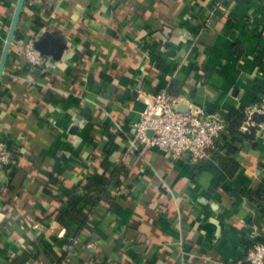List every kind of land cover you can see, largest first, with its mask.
Masks as SVG:
<instances>
[{
    "label": "crops",
    "instance_id": "obj_1",
    "mask_svg": "<svg viewBox=\"0 0 264 264\" xmlns=\"http://www.w3.org/2000/svg\"><path fill=\"white\" fill-rule=\"evenodd\" d=\"M216 1L31 0L37 9H23L25 38L14 39L0 84V143L19 151L13 175L0 167V264H250L245 240L264 237V215L245 190L264 186V133L236 143L232 175L219 162L225 149L196 167L156 148L128 150L164 85L176 108L224 119L264 97V0H220L212 13ZM17 2L0 0V58ZM31 37L45 57L39 69L21 52ZM108 131L107 175L124 172L113 202L85 206L72 247L55 213L66 189L103 173Z\"/></svg>",
    "mask_w": 264,
    "mask_h": 264
},
{
    "label": "built area",
    "instance_id": "obj_2",
    "mask_svg": "<svg viewBox=\"0 0 264 264\" xmlns=\"http://www.w3.org/2000/svg\"><path fill=\"white\" fill-rule=\"evenodd\" d=\"M221 7L222 2L216 1L211 12L215 13ZM21 52L31 67L39 69L46 63L33 37L23 41ZM254 114L264 116V97L247 110V118L242 126L245 131L249 127H256L257 132L264 133V119L255 121ZM226 127V119L202 109L176 108L168 85H164L150 96L139 120L134 123L128 139V150L138 149L140 146L156 148L173 160L188 157L196 167L209 156L210 149L216 148V142L224 135ZM14 162L12 148L6 142H1L0 167ZM250 235L256 237V231H251ZM76 243L77 239H74V244ZM247 260L250 264H264V241L255 243L247 253Z\"/></svg>",
    "mask_w": 264,
    "mask_h": 264
},
{
    "label": "trees",
    "instance_id": "obj_3",
    "mask_svg": "<svg viewBox=\"0 0 264 264\" xmlns=\"http://www.w3.org/2000/svg\"><path fill=\"white\" fill-rule=\"evenodd\" d=\"M31 0H26L24 8L30 7L31 9H37V4L31 3ZM34 23L35 25L40 24L41 18L35 14ZM25 38V32L23 30V25L21 20L19 21L18 28L16 31L15 39L20 40ZM9 59V58H8ZM9 61V60H8ZM7 61V63H9ZM2 83V82H1ZM247 118V109L245 106L235 107L226 114V132L224 135L216 142L215 149H225L226 155L219 158L221 166L226 169V171L232 175L238 168V162L233 157V154L237 151V142H242L246 139L254 140L256 127H249L248 130H243L242 126ZM108 126V125H107ZM108 142L104 148L105 158L101 162V166L104 171L100 176L95 174H89L86 178L85 183L82 186H76L72 189H66L64 192L66 194V202L56 211L55 218L67 229V235L65 242L74 246V239L77 238L78 234L84 228L89 220V212L85 210L86 205L95 206L100 200H108L113 202L111 196V186L118 183V174L124 172L122 167L111 169V173L107 175V171L111 167L109 160V155L113 145L112 133L108 131ZM6 142L13 150L15 160L18 157L19 151L17 147L13 145L10 141ZM16 162L5 165L4 168L8 173L13 175L17 169ZM54 181L58 182L57 179ZM246 195L256 201L261 205V211L264 215V186L260 184L256 188H249L245 190ZM256 222L260 221L257 217ZM70 222H74L77 227L74 228L70 225ZM257 241H264V237H257L255 239H246L245 244L247 250L254 247ZM75 247V246H74ZM34 256V255H33ZM27 258V257H26ZM23 258L20 262H23ZM60 261L57 263L59 264Z\"/></svg>",
    "mask_w": 264,
    "mask_h": 264
},
{
    "label": "water",
    "instance_id": "obj_4",
    "mask_svg": "<svg viewBox=\"0 0 264 264\" xmlns=\"http://www.w3.org/2000/svg\"><path fill=\"white\" fill-rule=\"evenodd\" d=\"M25 2L26 0H18L17 2L14 16H13V19H12V22H11V25H10V28L7 34L6 42L2 50V54L0 58V84L2 81V77L4 74V70H5L9 55H10L12 43L15 39L16 31L18 28V24H19L23 9H24Z\"/></svg>",
    "mask_w": 264,
    "mask_h": 264
},
{
    "label": "rangeland",
    "instance_id": "obj_5",
    "mask_svg": "<svg viewBox=\"0 0 264 264\" xmlns=\"http://www.w3.org/2000/svg\"><path fill=\"white\" fill-rule=\"evenodd\" d=\"M151 133V132H150Z\"/></svg>",
    "mask_w": 264,
    "mask_h": 264
}]
</instances>
